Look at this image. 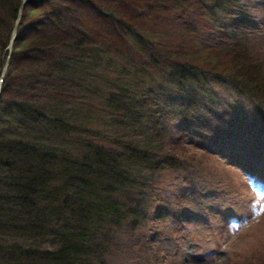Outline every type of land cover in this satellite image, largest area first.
Wrapping results in <instances>:
<instances>
[{"label":"trees","instance_id":"1","mask_svg":"<svg viewBox=\"0 0 264 264\" xmlns=\"http://www.w3.org/2000/svg\"><path fill=\"white\" fill-rule=\"evenodd\" d=\"M196 1L215 32L232 41L231 77L216 67L169 60L160 65L152 40L167 45L172 35H148L118 19L147 63L119 60L111 47L77 41L47 61L37 77V98L0 94V264H138L158 234L151 225L158 218L175 225L192 218L189 207L180 205L193 202L200 186L179 178L183 163L188 165L182 145L197 141L184 109L207 101L201 94L198 101L187 99L182 89L227 80L257 106L262 98L246 86L250 65L242 56L255 63L248 52L257 41L254 8L264 10V0ZM19 3L0 0V68ZM169 3L187 10L183 0ZM55 86L61 96L53 93ZM196 87L190 89L197 93Z\"/></svg>","mask_w":264,"mask_h":264},{"label":"rangeland","instance_id":"2","mask_svg":"<svg viewBox=\"0 0 264 264\" xmlns=\"http://www.w3.org/2000/svg\"><path fill=\"white\" fill-rule=\"evenodd\" d=\"M169 1L172 0H36L26 3L21 9L3 76L7 89H0V94L10 98H37L40 92L37 77L47 61L57 50L67 49L77 41L87 47L91 46L89 44L111 47L117 50L119 60L127 56L147 63L118 19L148 35L161 30L172 35V39L164 41L170 42L167 45L152 40L156 56L153 58L160 65L166 64V60L183 62L204 69L216 67L215 71L223 76H233V69L227 70L231 68L228 59L234 50L230 37L220 30L215 32L196 0H183L186 11L175 3L172 6ZM254 10L256 28L253 33L257 41L248 44V52L255 63L242 56L241 51L237 50L236 55L246 59L242 61L245 66L250 65V76H246L250 82L244 80V83L256 87L262 100L256 106L227 80L197 87L184 86L182 91L188 95L187 99L198 101L201 94L207 101L205 106L188 105L190 107L184 109L197 141L193 145H182L181 155L188 165L183 163L179 178L187 176L200 186L193 190V202L181 200L180 205L189 207L192 215L188 217L192 218L179 225L166 216L158 218L151 224L153 233L158 234L148 242L138 264H264V192L261 191L264 187L258 182L251 183L258 191L261 204L255 215L246 213V200L252 194L244 172L250 169L259 180L263 179L264 10ZM149 71L156 73L151 68ZM28 74L35 78V83ZM158 79L161 86L167 82L163 74ZM192 87H196L198 94L190 89ZM53 90L55 95L63 92L59 86ZM175 140L172 143H176ZM213 141L221 148L202 145V142L214 144ZM203 185L208 188V196L203 195L206 191ZM235 211L247 215L238 224H227V216ZM122 264H129V260Z\"/></svg>","mask_w":264,"mask_h":264},{"label":"water","instance_id":"3","mask_svg":"<svg viewBox=\"0 0 264 264\" xmlns=\"http://www.w3.org/2000/svg\"><path fill=\"white\" fill-rule=\"evenodd\" d=\"M32 1H36V0H20V3L18 5L16 16L14 18L13 25L11 27V31H10V35H9V39H8V43H7V46H6L7 53H6L5 57H4L2 66L0 68V84L2 82L3 76H4L5 71H6V66H7V62H8V56H9V53H10V50H11L13 39L16 37V27H17L18 21L20 19L22 6L25 5L26 3H29V2H32Z\"/></svg>","mask_w":264,"mask_h":264}]
</instances>
